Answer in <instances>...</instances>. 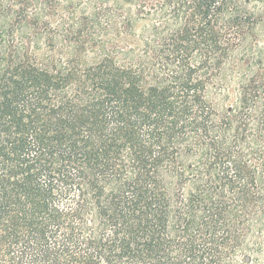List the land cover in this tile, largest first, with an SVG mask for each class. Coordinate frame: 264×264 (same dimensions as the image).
<instances>
[{
	"label": "trees",
	"instance_id": "trees-1",
	"mask_svg": "<svg viewBox=\"0 0 264 264\" xmlns=\"http://www.w3.org/2000/svg\"><path fill=\"white\" fill-rule=\"evenodd\" d=\"M0 264H264V0H0Z\"/></svg>",
	"mask_w": 264,
	"mask_h": 264
}]
</instances>
